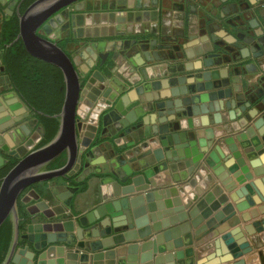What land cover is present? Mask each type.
<instances>
[{"label": "crops", "instance_id": "1", "mask_svg": "<svg viewBox=\"0 0 264 264\" xmlns=\"http://www.w3.org/2000/svg\"><path fill=\"white\" fill-rule=\"evenodd\" d=\"M3 1L5 2L0 0V32L2 23L14 14L20 0ZM114 3L120 6L121 10L100 6L105 4V0H79L57 14L41 29L42 34L59 45L63 44L65 39H71L65 43L63 49L74 60L81 79L85 82L93 75V83L97 86L101 82L107 89L102 92L99 102L105 98L109 101V97H119L136 90L145 83L175 75L190 77L205 70L202 57L194 55V47H183L187 35H199L204 19L205 28L210 34L208 24L214 21L223 6L230 12L226 18L235 15L231 7L234 3H237L240 9L249 8L244 26L233 29L219 25L215 34L219 33V38L223 40L220 36L225 34L224 29L229 34L234 31V36L235 32H242L247 40L242 39L246 47L252 50L258 44L259 48L255 50L263 53L258 57L251 54L248 59L241 60L237 65L236 69L241 72L239 76H235L238 80L236 92L240 100L248 102L256 89L264 86V0H114ZM111 13H115L114 17ZM76 14L85 15L84 25H73L72 15ZM89 14L92 15L90 21L87 20ZM58 16L63 17V20L58 21ZM74 22H77V18H74ZM79 29H84L85 36H78ZM1 46L0 36V167L9 159H17L11 153L33 139L36 133L43 131L4 73ZM146 52L155 53V58L163 59L147 61ZM180 53L183 54L182 57H179ZM107 60L112 61L110 67L104 65ZM232 65L234 64H223L214 66L213 69ZM97 73H101L104 81H101V76ZM104 93H107L106 96ZM170 94L171 89L155 92L145 90L142 94L135 93L133 99L147 100L149 96L161 98L169 97ZM99 102H92L90 107L84 102L78 109L77 117L82 121L91 120V114L97 112L99 126L95 138L87 148V151L93 152L88 156L89 165L76 178L80 181L88 177L87 187L85 190L78 188L74 194L72 207L66 209L69 218L89 216L97 207L124 197L116 195L120 191L116 181L119 182V178H128L133 174H143L144 183H149L150 190L157 194L153 201L157 222L178 216L182 218L176 224L178 226L184 222L191 223L192 219L202 218L197 227L191 225L189 232L165 240L163 246L175 241L183 245L155 253V258L161 257L158 264H209L206 261L214 254L216 239L236 227L245 231L253 251L235 261L244 259L246 264H264V230L258 232L253 227L254 222L264 218V202L244 211L237 210V204L246 198L240 196V190L252 181L264 177V174H256V170L264 171V152H247L241 140V135L251 129L253 134L249 133L245 142L251 143L252 147L255 146L254 138L263 142L258 129L253 125L258 115L251 120L246 116H253L257 109L260 110L259 116L264 115V94L258 102L247 105L244 111L242 107H237L235 119H231L227 109L217 111L215 102L201 104L202 115L181 120L180 131L185 133L187 138H173L167 145L161 140L160 123L156 116L152 118V115H147V122L129 134H119L113 125L108 126L107 131L102 133L101 118L113 106L107 103L98 108ZM95 139L97 143L94 142ZM33 140L36 145L41 138ZM86 145L83 143L84 147ZM254 155L256 156L251 158ZM194 159L198 160L197 166L193 173L184 179L190 168L185 164H177L192 162ZM172 164L177 165L175 171L171 168ZM111 178L116 181L107 180ZM249 190L245 189V194H250ZM252 190H255V187H252ZM144 192L139 191L129 197ZM145 206L149 215L148 202H145ZM207 210L210 213L204 215ZM157 214H161V217ZM127 220L128 225L122 230L132 231V214ZM134 227L137 239L118 245L107 242L109 246L99 250L101 257L97 259L96 264H126L129 255L127 247L137 242L141 246L156 234L152 232L141 239L142 235L148 233L149 228L153 229L150 219L148 226ZM247 227L249 229L246 230ZM189 236L193 240L192 243L186 242ZM68 251L66 248V252ZM93 253L90 254V264H93ZM61 254L60 251H50L47 258H58ZM172 255L169 259L168 256ZM137 264H140V261Z\"/></svg>", "mask_w": 264, "mask_h": 264}, {"label": "water", "instance_id": "2", "mask_svg": "<svg viewBox=\"0 0 264 264\" xmlns=\"http://www.w3.org/2000/svg\"><path fill=\"white\" fill-rule=\"evenodd\" d=\"M77 1L79 0H36L20 17L18 37L22 39L31 55L48 61L61 69L66 83V95L62 110L58 115L59 129L54 138L41 147L33 148L35 145L33 139L41 138V133H36L33 139L11 153L18 159V162L5 175L0 187V226L8 218L12 220L14 226L13 238L3 264H90L91 252H94L92 262L96 264L97 259L101 257L99 250L109 246L107 242L118 245L137 239L138 236L133 230L134 226H148L149 219L153 223V229L149 228L148 233L142 235L141 239L156 232L154 238L144 241L141 246L138 242L130 244L127 247L129 255L126 264H137L138 261L140 264H158L161 257L155 258V253L166 252L183 245V243L175 241L163 246L165 240L174 239L181 233L189 232L191 225L197 227L202 218L198 217L192 219L191 223L184 222L178 226L176 224L182 220L178 216H171L170 219L157 222L155 205H153L157 194L150 190L149 183H144L143 174L132 175V172V176L128 178H119V182L114 178L107 179L116 181L120 186V191L116 195L124 197L97 207L89 216L72 219L66 215V209L72 207L73 196L78 191V187L71 184L70 178L84 172V168L88 167V156L93 152L87 151V148L95 138L99 126L98 114L96 115V126L91 127L88 124V122H92L90 119L87 122L77 117L78 109L84 102L90 103L88 98L92 99L94 103L99 102L102 92L107 90L101 83L97 87L92 86L93 75L84 82L72 57L56 41L41 33V29L45 28L57 14ZM222 1L226 2L227 0ZM231 7L234 9L235 15L226 18L230 12L226 6H223L214 21L208 24L210 34L205 28L206 20L204 19L199 35H187L183 47H194V55L202 57L205 70L198 71L190 77L175 75L152 83H145L136 90L129 91L119 97H117L118 95L109 97L107 103L113 108L103 114L101 132L105 133L108 126L113 125L119 134H129L147 122V115H152V118L156 116L159 121L161 140L164 145H167L168 141L171 142L173 138L185 139V133L180 131L181 120L202 115L201 104L203 103L215 102L217 111L227 109L231 119H235L237 107H242L244 111V108L248 107L247 105L258 102L264 94V86L256 89L248 102L240 100L236 92L238 80L235 79V76L241 74L240 70L236 69L241 60L248 59L251 54L254 57L263 54L255 50L259 48V45L256 44L255 49L252 48V50L247 48L242 42V39L247 41L242 32H235L234 36L232 34L234 31L229 34L224 29L225 34L220 36L223 37V40L219 38V33L215 34L216 27L219 25L233 29H240L244 26L249 8L240 9L237 3L232 4ZM114 15L115 13H111L112 17ZM91 17L92 15L89 14L87 20L90 21ZM74 18H77V22H74ZM72 20L73 25H84L85 15H72ZM78 31L79 37L85 36L84 29ZM88 34L87 36H90ZM182 56L183 54L180 53L179 57ZM145 57L147 61L151 62L155 59L158 61L163 59L162 57L155 58V53L151 52H146ZM223 64L234 65L213 69L214 66ZM97 74L101 76V81H104L101 73ZM164 89H171L169 97L149 96L147 100L133 99L135 93L142 94L145 90L155 92ZM106 94L104 93V96ZM98 104L101 106L102 102ZM259 113L260 110L257 109L256 114L246 117L251 120L252 117L258 115L253 125L258 129L263 142H258L259 139L254 138L255 146L252 147L251 143L245 142V140L249 133L253 134V131L246 130L241 135V140H243L242 144L247 152H264V115L259 116ZM149 119L150 117H148ZM88 127L93 129V134H91L90 142L84 147L81 143ZM62 155L66 157L65 164L49 169L48 166ZM197 162L198 160L194 159L192 162L186 161L177 164L178 166L185 164L190 168L184 175V179L193 173ZM177 165H171L173 171ZM256 174L262 175L264 171L256 170ZM175 178L177 177L175 176ZM252 187H255V190H252ZM245 189H250V194H245ZM139 191L145 192L129 197ZM172 191L175 192V190ZM167 193L169 194V192ZM239 194L246 198L237 204L238 211L262 204L264 202V177L247 184ZM33 201L35 202L33 203ZM19 202L26 206L29 215L23 233L20 230ZM145 202H148L149 215H147ZM209 213L210 211L207 210L204 215ZM130 214L134 220L133 225H130L132 231H123L122 228L128 225L127 218ZM157 216L161 217V214H157ZM253 227L258 232L263 231L264 218L254 222ZM247 229L249 228L247 227ZM98 238H102V240H98ZM192 241L189 236V240L186 242L192 243ZM66 248L69 249L68 252H66ZM50 251H60L62 254L58 258L48 259L47 254ZM139 251L141 252L140 256ZM252 251L253 248L247 240L245 231L236 227L216 239L214 254L208 258L206 263L246 264L244 259L235 260ZM171 257L173 255L168 256L169 259ZM232 261L233 263H229Z\"/></svg>", "mask_w": 264, "mask_h": 264}, {"label": "trees", "instance_id": "3", "mask_svg": "<svg viewBox=\"0 0 264 264\" xmlns=\"http://www.w3.org/2000/svg\"><path fill=\"white\" fill-rule=\"evenodd\" d=\"M36 0H20L14 14L2 23L1 48L3 51L4 73L9 77L13 90L31 110L38 124L43 128L42 137L38 147L51 141L59 129V118L66 95V83L61 69L47 61L31 55L25 48L20 32V17ZM71 39H65L60 46ZM104 65L110 67L112 61L107 60ZM97 143V140L94 141ZM66 157L62 155L53 161L50 169L61 167L65 164ZM18 162L17 159L9 161L0 167V187L5 175ZM77 175L70 178L71 184L79 190H85L88 177L80 181ZM21 217L20 230L26 229L28 212L26 206L19 202ZM13 222L6 219L0 226V264H3L13 238Z\"/></svg>", "mask_w": 264, "mask_h": 264}, {"label": "bare ground", "instance_id": "4", "mask_svg": "<svg viewBox=\"0 0 264 264\" xmlns=\"http://www.w3.org/2000/svg\"><path fill=\"white\" fill-rule=\"evenodd\" d=\"M57 20L58 21H62L63 20V17L61 16H58L57 17ZM100 82V80H98ZM101 83V82H100ZM104 85V84H102ZM92 86H96V83H93ZM97 87V86H96ZM90 103H87L86 106L90 107V105L92 104V99L88 98ZM102 102L101 106H99L98 108L104 106L107 104V101H108V98L106 99H103V100H100ZM86 113V112H85ZM96 115H97V112H94L93 113V116H91V121L92 122H88V124H90L91 127H95V125L97 124V119H96ZM91 134H93V129H89V127L87 128L86 132H85V136L83 137L82 139V143L81 145L83 146V143L86 145L88 143L89 140H91Z\"/></svg>", "mask_w": 264, "mask_h": 264}, {"label": "rangeland", "instance_id": "5", "mask_svg": "<svg viewBox=\"0 0 264 264\" xmlns=\"http://www.w3.org/2000/svg\"><path fill=\"white\" fill-rule=\"evenodd\" d=\"M100 6H104L105 8H107V9H117V10H121V7L119 6H117L115 3H114V0H105V4H102V5H100ZM107 99V98H106ZM33 116V115H32ZM36 120V119H35ZM39 128H41L40 126H39ZM40 131H42V130H40ZM41 137H42V132H41ZM40 139V138H39ZM39 142H40V140L37 142V144L34 146V148H38V145H39ZM49 168V167H48ZM50 169V168H49ZM83 173V172H82ZM81 173V174H82Z\"/></svg>", "mask_w": 264, "mask_h": 264}, {"label": "flooded vegetation", "instance_id": "6", "mask_svg": "<svg viewBox=\"0 0 264 264\" xmlns=\"http://www.w3.org/2000/svg\"><path fill=\"white\" fill-rule=\"evenodd\" d=\"M25 46V45H24ZM26 48V47H25ZM27 50V49H26ZM38 58V57H37ZM41 59V58H40ZM43 60V59H42ZM45 61V60H44ZM48 62V61H47ZM50 63V62H49ZM52 64V63H51ZM54 65V64H53ZM56 66V65H55ZM12 85V84H11ZM81 174V172L80 173H78L77 174V177L79 176Z\"/></svg>", "mask_w": 264, "mask_h": 264}]
</instances>
